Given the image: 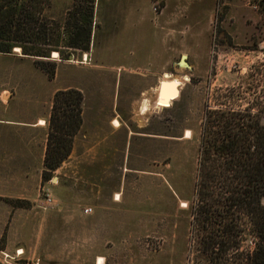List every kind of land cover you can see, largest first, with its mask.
<instances>
[{
	"label": "rangeland",
	"instance_id": "374dc122",
	"mask_svg": "<svg viewBox=\"0 0 264 264\" xmlns=\"http://www.w3.org/2000/svg\"><path fill=\"white\" fill-rule=\"evenodd\" d=\"M72 1L53 0L50 14ZM260 3L96 0L89 53L58 58L53 79L36 57L0 53L1 264H196L207 112L264 108ZM165 75L187 79L179 98L140 117ZM68 89L83 94V124L45 181L46 122ZM249 228L242 217L244 251Z\"/></svg>",
	"mask_w": 264,
	"mask_h": 264
},
{
	"label": "trees",
	"instance_id": "16d2710c",
	"mask_svg": "<svg viewBox=\"0 0 264 264\" xmlns=\"http://www.w3.org/2000/svg\"><path fill=\"white\" fill-rule=\"evenodd\" d=\"M95 4L96 0H73L65 14L54 17L53 0H0V53L19 49L23 56L36 57L53 79L54 53L63 60L76 52L89 53ZM83 107L79 90L55 93L46 122L45 181L69 158L83 124ZM252 110L207 112L195 208L196 264H264V108ZM242 217L248 219L255 243L245 251L240 246L244 240L238 239Z\"/></svg>",
	"mask_w": 264,
	"mask_h": 264
},
{
	"label": "bare ground",
	"instance_id": "6f19581e",
	"mask_svg": "<svg viewBox=\"0 0 264 264\" xmlns=\"http://www.w3.org/2000/svg\"><path fill=\"white\" fill-rule=\"evenodd\" d=\"M53 55L56 56V53H54ZM185 80L187 79L185 78L181 80L179 78L169 77L168 75H165L160 79L153 93L151 95L144 96L140 100V102L138 103V115L140 117H144L164 105L171 104L173 102V98L178 94L175 91V88L177 87V85L181 86ZM43 122L41 121L40 123Z\"/></svg>",
	"mask_w": 264,
	"mask_h": 264
},
{
	"label": "water",
	"instance_id": "95a60500",
	"mask_svg": "<svg viewBox=\"0 0 264 264\" xmlns=\"http://www.w3.org/2000/svg\"><path fill=\"white\" fill-rule=\"evenodd\" d=\"M14 53H20V50H19V49H16V50H14ZM58 57H59V56H58V54L56 53V56L52 55V60H57ZM73 58H74V57L71 55V56H69L68 59L71 61V60H73ZM186 60H187V56H186V55H183V56L181 57L180 61H179V66H181L182 64H184L186 69L191 70V67H190V65L186 62ZM177 88H178V90H177ZM175 91H176L178 94L173 98V101L176 100L177 98H179V96H180V85H177V87L175 88Z\"/></svg>",
	"mask_w": 264,
	"mask_h": 264
},
{
	"label": "built area",
	"instance_id": "2783aa9c",
	"mask_svg": "<svg viewBox=\"0 0 264 264\" xmlns=\"http://www.w3.org/2000/svg\"><path fill=\"white\" fill-rule=\"evenodd\" d=\"M46 203L49 206L53 205V196L50 193H46ZM84 212H85V214L91 213L92 209L91 208H87V209H85ZM254 246H255V243L253 241L250 242V249H253Z\"/></svg>",
	"mask_w": 264,
	"mask_h": 264
},
{
	"label": "crops",
	"instance_id": "0c3cea01",
	"mask_svg": "<svg viewBox=\"0 0 264 264\" xmlns=\"http://www.w3.org/2000/svg\"><path fill=\"white\" fill-rule=\"evenodd\" d=\"M44 155H45V154H44ZM8 245H9V244H7V246L5 247V249L1 250L0 252H2V253H7ZM18 250H21L20 255L25 254V253H24V250H23L22 248H20V249H18ZM22 251H23V253H22ZM20 255H18V256H20ZM99 260L101 261L100 264H102V262H103V264H106L107 258H106V256H102V257H99V258H98V261H99ZM45 264H46V263H45ZM95 264H99V263H95Z\"/></svg>",
	"mask_w": 264,
	"mask_h": 264
}]
</instances>
